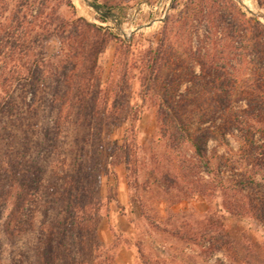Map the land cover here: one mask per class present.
<instances>
[{"label":"rangeland","instance_id":"obj_1","mask_svg":"<svg viewBox=\"0 0 264 264\" xmlns=\"http://www.w3.org/2000/svg\"><path fill=\"white\" fill-rule=\"evenodd\" d=\"M88 1L127 4V10L157 0ZM232 1L238 9L230 17L221 7L172 0L159 24L145 27L152 14L143 12L140 28L129 37L122 35V27L110 29L116 39L111 37L96 57L99 97L107 103L116 98L125 106L120 121L104 126L94 143L108 150L126 141L131 160L128 167L109 166L97 192L104 198L109 188L117 193L119 183L125 182L130 203L140 210L131 235L115 234L119 244L132 249L134 264H141L142 258L153 263L155 256L159 264H264V33L245 30L237 20L241 12L243 19L264 25L257 15L264 14V0H251L258 9L251 13L239 0ZM40 3L0 0V53L17 45L14 53L24 50L30 58L36 53L50 59L67 54L74 26L60 35L43 31L39 22L49 25L54 17L98 20L83 0H48L42 8ZM118 39L127 46L123 52ZM228 43L237 49L229 51ZM16 62L0 57L5 70ZM30 82L27 77L7 83L10 107L0 112V151L5 148L1 136L10 135L20 152L22 183L30 182L35 169L42 179L48 176V138L54 137L56 114L47 100L52 88L33 95ZM3 93L0 87V98ZM72 134L67 129L68 142ZM21 206L25 212L34 203L28 199ZM107 206L102 217L110 218ZM39 218L36 212L35 226ZM181 225L179 236H173L172 228ZM35 230L13 243L0 231L1 260L10 264L18 258L19 250L25 251L36 238ZM97 237L103 243L98 228ZM106 249L114 263V249Z\"/></svg>","mask_w":264,"mask_h":264},{"label":"trees","instance_id":"obj_2","mask_svg":"<svg viewBox=\"0 0 264 264\" xmlns=\"http://www.w3.org/2000/svg\"><path fill=\"white\" fill-rule=\"evenodd\" d=\"M40 1L42 3L39 6L42 8L43 3L48 0ZM197 1L201 6L221 7L230 17L238 9L232 0H208V4L204 0ZM99 4L116 12L120 21L128 7L127 4L120 3ZM68 5L73 8L69 1ZM239 14L242 19L237 20L245 30L264 33L263 24L243 19L245 15L241 12ZM45 16L47 17V13ZM15 19L14 29L18 30L21 22L19 17ZM51 19L52 23L49 25L43 20L39 22L43 31L62 35L68 27L74 26L75 34L71 45L69 44L72 47L67 54L60 53L50 59L42 53H36L30 58L24 50L15 54L17 45H10L6 53H0L4 62L17 61L13 68L7 70L4 68L6 65L0 66V87L4 92L0 98L1 113L8 111L7 108L10 107L8 99L11 87L7 83L25 80L27 77L31 78L29 84L33 95L41 88H52L47 100L49 107L56 108L52 127L54 137L48 138L51 142V162L47 178L42 179L38 169H35L31 172L30 182L28 180L22 183L20 152L10 135L1 136L5 148L0 151V231L6 240L13 243L20 234L36 227L34 241L26 246L25 251L19 250L18 258L13 259L10 264H114L107 256L106 248L115 249L119 244L118 236L114 234L111 243L105 245L97 237V226L103 216L102 211L107 209L110 201H117V195L116 192H110L109 188L107 195L101 198L97 187L101 175L109 173V166L124 163L128 167L131 160L126 141L106 150L103 144H95L94 140L99 141L104 126L120 121L119 112H123L125 106V103L118 102L116 98L107 103L99 97L100 89L96 83V57L107 41L116 37L110 28L86 22L81 17L70 22L59 17ZM97 19L106 21L102 16H97ZM17 40L14 44H17ZM119 41V48L123 52L127 46L122 40ZM226 47L229 51L237 49L232 43H228ZM69 128L73 130V134L68 142L66 137ZM28 199L34 203V207L21 211L22 203ZM118 207L122 209L119 204ZM36 212L40 214V218L35 226ZM153 226L156 227L155 230L159 227L158 224ZM181 228L182 225L173 227L172 235L178 237ZM139 245L137 244L136 249L140 254ZM28 251L31 256L27 254ZM159 261L158 256H155L153 263L142 258L141 264H159ZM0 264L6 263L0 258Z\"/></svg>","mask_w":264,"mask_h":264},{"label":"crops","instance_id":"obj_3","mask_svg":"<svg viewBox=\"0 0 264 264\" xmlns=\"http://www.w3.org/2000/svg\"><path fill=\"white\" fill-rule=\"evenodd\" d=\"M117 201L122 206V209L112 207V202H109L110 218L107 216L102 217L98 223V231L102 234L104 240L103 243L106 245L110 244L113 235H131L132 233V220L138 217L140 210L137 208L133 201H129L130 195L129 190L125 182L119 183L117 187ZM130 207V208H129ZM139 210V213H138ZM134 215V216H133ZM114 264H134L133 251L130 247L123 244H118L114 249L113 255Z\"/></svg>","mask_w":264,"mask_h":264},{"label":"built area","instance_id":"obj_4","mask_svg":"<svg viewBox=\"0 0 264 264\" xmlns=\"http://www.w3.org/2000/svg\"><path fill=\"white\" fill-rule=\"evenodd\" d=\"M172 0H157L154 4H149L147 1H141L136 3L133 6H130L124 15V20L120 21L119 18L115 15L113 20L106 19L105 22H101L99 20L94 21L97 25L105 26L110 29L117 28L114 25L115 20H118L119 26L122 27V35L125 37H129L131 34L137 31L140 28L138 26V21L140 20L141 13H151L152 20L149 22H145L143 25L145 27H151L155 24L161 23L171 4ZM110 23L109 25L107 23Z\"/></svg>","mask_w":264,"mask_h":264},{"label":"water","instance_id":"obj_5","mask_svg":"<svg viewBox=\"0 0 264 264\" xmlns=\"http://www.w3.org/2000/svg\"><path fill=\"white\" fill-rule=\"evenodd\" d=\"M83 1L88 6H90L92 9H94L95 12L99 16H102V17H104L106 19H110V20H113L114 19L115 14L110 9H105V8L101 7L99 4H97L94 1H88V0H83ZM238 2H240V1H238ZM247 11L251 13L250 10L247 9ZM257 15L260 16V17H262L264 14L263 13H260V14H257ZM114 25H115V27L118 28V26H119L118 20H115Z\"/></svg>","mask_w":264,"mask_h":264},{"label":"bare ground","instance_id":"obj_6","mask_svg":"<svg viewBox=\"0 0 264 264\" xmlns=\"http://www.w3.org/2000/svg\"><path fill=\"white\" fill-rule=\"evenodd\" d=\"M244 6L250 10L251 12H256L258 9L255 7L253 2L251 0H239ZM262 19L264 20V15L262 16Z\"/></svg>","mask_w":264,"mask_h":264}]
</instances>
